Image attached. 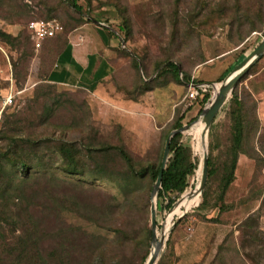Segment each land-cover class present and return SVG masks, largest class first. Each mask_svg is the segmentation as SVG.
Returning a JSON list of instances; mask_svg holds the SVG:
<instances>
[{"label":"rangeland","instance_id":"obj_1","mask_svg":"<svg viewBox=\"0 0 264 264\" xmlns=\"http://www.w3.org/2000/svg\"><path fill=\"white\" fill-rule=\"evenodd\" d=\"M78 2L81 13L63 0H0V32L17 38L9 42L0 38V173L13 168L4 157L8 152L23 156L33 176L44 175L46 179L53 175L66 181L61 190H55L56 197L65 196L79 207V211H57L58 203L51 197L41 201L47 208L39 205V196L35 202H27L25 196L20 200L18 197L23 195L18 196L12 188L3 189V175L0 264H16L15 256L7 255L5 248L30 228L27 216L35 225L34 238L39 236L37 247L43 254V261L37 260L36 264H87L84 251L92 246L86 235L91 234L112 242L113 251L104 263L145 264L154 247L151 237L149 242L144 238V231L151 230L154 183L150 184L146 173L142 183L133 184L117 150L107 146L122 147L137 167L156 165L162 157L165 133L176 114L184 115L182 126L190 125L181 133V158L197 159L198 168L188 178L187 190L178 198L171 195L174 202L170 208L158 209L156 196V237L163 241L158 260L163 256L165 264H264V162L259 167L253 158L241 154L245 162L239 164L237 160V176L225 194L227 208L222 211L218 210L219 203L206 211L198 209L201 193L196 205L175 209L183 195L188 198L190 191L192 194L200 190L203 152L206 147L209 153L210 142L218 145L211 154L219 170L211 182L209 202L219 201L216 186L230 139V96L206 135H202V126L197 123L201 118L198 100L186 107L185 85L169 74H160L167 63H172L196 79L213 83L221 77V68L234 67L239 57L247 56L264 37V0ZM124 17L129 19L128 37L120 30ZM35 19H55L62 26L37 52L28 40L26 27ZM78 23L102 28L105 37L108 26L113 33L109 37L115 41L110 74L92 91L59 87L43 79L50 56L56 53L54 46L60 47L57 39ZM120 36L127 38L123 42ZM20 41L22 46H18ZM134 59L138 68L134 67ZM161 61L165 64L155 70ZM250 69L251 73L238 82V93L244 99L246 115L256 117L259 128L249 136L244 149L252 153L254 146L262 154L259 143L264 142V54ZM11 89V105L2 107L3 95ZM214 95L215 90L212 98ZM61 144H71L79 150L83 174L71 175L61 167L64 158L57 151ZM96 164L101 167L100 173L92 171ZM49 186L53 191L50 183ZM129 186H139L130 201L124 189ZM74 187L79 188L76 195ZM89 204L94 208L86 211L83 206ZM118 205L124 206L119 213L115 211ZM26 207L27 211L21 213ZM255 212L259 217L254 230L260 232L250 237L252 229L245 224V218ZM110 219V227H104ZM60 228L75 230L64 246L53 235ZM72 245L79 248L78 259L61 250L73 249ZM53 249H59L60 257L46 258L45 251Z\"/></svg>","mask_w":264,"mask_h":264},{"label":"trees","instance_id":"obj_2","mask_svg":"<svg viewBox=\"0 0 264 264\" xmlns=\"http://www.w3.org/2000/svg\"><path fill=\"white\" fill-rule=\"evenodd\" d=\"M66 2V4L74 9L75 11L81 13L82 6L79 4L78 0H63ZM263 19V18H261ZM80 25V23H78ZM78 26V25H77ZM76 26V27H77ZM27 27V25H26ZM120 30L124 31L127 35V37L130 35V26H129V19L127 17H124L122 19V22L120 24ZM106 31L108 33V37L111 36L113 33L109 31L108 27L106 28ZM28 32V29H27ZM115 35V34H114ZM55 37V36H54ZM127 37H119L124 42ZM0 38L3 39L6 42H9L11 40L17 41V38H12L9 34H6L4 32H0ZM111 38V37H109ZM118 38V39H119ZM28 40H29V32H28ZM30 41V40H29ZM60 40L58 41V43ZM31 44V42H30ZM23 42H18V46H22ZM60 46V45H59ZM120 46V44H119ZM54 48L59 50V47ZM51 52V51H49ZM246 56L242 55L237 60V63L234 64V67L228 68V70L225 72V74H229L235 66L238 65V63L244 59ZM134 67L138 68V64L136 60L133 61ZM165 64L164 61L158 62L156 66L154 67L155 70H158L160 66ZM251 73V69L244 75ZM163 76L166 74H169L172 79H174L177 82L185 83L186 81H189L191 76L185 72H182L179 67L176 64L167 63V66L161 73ZM159 74V75H160ZM181 74V77H180ZM223 74L221 78H219L218 81H221L226 75ZM158 75V76H159ZM225 75V76H224ZM244 76L240 79L239 82H241L244 79ZM44 79V78H43ZM146 85V84H144ZM147 87V86H145ZM145 91V90H143ZM211 93L207 92L205 95L198 100V103L200 104V107L198 109V114L202 111L204 105L206 102H208L210 98ZM227 102V101H226ZM225 104V103H224ZM246 105L244 102V99L239 95L238 93V83L234 86L230 98L228 100V115L230 119V139H229V145L226 149V159L222 161L221 165V173L219 177V181L217 184V191H218V199L219 201L215 202H209V193L211 189V182L214 179V176L218 172V165L213 161L212 154L213 150L218 148V145H213L211 142L209 143V153L207 154V178L205 182V186L202 189V191H195L191 200L190 208L197 204L199 201V196L201 193V201L198 204L197 208L201 210H208L210 208H214L218 205V210L222 211L226 206V203L224 201L225 194L227 193L231 183L234 180L235 174L234 171L236 169V164L238 160V156L241 154H244L246 156H249L250 158H253L259 167L264 162V142H260V151L262 154H260L253 146L252 153L248 152L244 149L245 142H248L249 136L252 134H255L259 128L258 120L256 117L250 118L246 115ZM184 115L183 114H176V117L173 119L172 123L168 127V130L165 133V138L168 136L169 132L171 130L178 129L182 126V119ZM214 119L212 120L211 124L213 123ZM210 124V125H211ZM210 135H212V132H210ZM195 136V134H193ZM181 133L175 134L169 144V154H168V160L165 165V168L162 173V179H161V187L157 192V198H158V209H168L173 204V200H171V195H176L178 198L181 196L188 187V178L195 174L196 169L198 168V161L195 160H189V161H183L181 158V142H180ZM108 149H115L123 159L124 163L127 166V169H129L131 175L129 176V180L135 184L136 182L142 183L143 179L142 176L144 174L149 175L150 184L154 183L156 180V177L159 172L160 164H161V155L158 163L155 164H149L142 167H137L134 165L133 159L129 156V154L120 146H107ZM91 148H89V151ZM57 151L63 155V167L66 172L72 174L78 173L83 174L81 161L79 160V150L76 147H73L71 144H61L60 147L57 148ZM6 161H8L10 164H12V170L10 171H4L1 170L0 178H3L5 176L4 186L3 189L7 190L12 188L17 192L18 196H22L21 198L18 197V199L23 200L24 196L27 202H35L38 198V202H40V206H43L44 208L49 207L47 204H41V201H46L48 198H53L57 201L56 206L57 211L58 210H67V209H73L76 211H79L78 203L75 201H70V199L66 198L65 196H61L60 198L56 197L55 190H61L62 186H65L67 184L66 181H64L62 178H58L55 176H48L46 179L43 176H33L30 174L31 166L22 160L21 156L18 155H11L9 152L7 155H4ZM1 169H3L1 167ZM94 172H101V167L97 164L95 165L94 169L92 170ZM4 175V176H3ZM19 181V182H18ZM18 182L12 187V184ZM49 183L51 184L50 189ZM196 184V183H195ZM138 187L135 188H124L127 191L128 195V201H130V196L138 190ZM79 188L74 187L73 190L75 191V194L77 193V190ZM65 190V189H64ZM191 196V191L189 192V196L187 198L186 194L182 196V198L179 200V202L176 204L175 209H185L187 207L189 198ZM216 197V198H217ZM37 204V203H35ZM129 205V203H128ZM127 205V207H128ZM94 208V206L85 205L83 208L88 211L91 208ZM126 208V206H125ZM27 207L25 209H22V212L27 211ZM124 210V206L118 205L115 207V211L117 213ZM196 210V209H195ZM71 211V210H70ZM116 213V214H117ZM112 214L114 212L112 211ZM259 217V212H255L252 215H248V217L245 218V224L249 228L252 229V232L250 233V237L252 236H258L259 232L255 231V227L257 225V220ZM29 219V225L30 228L26 229L25 233L21 236H16L11 243L6 244L5 252L10 257L15 256V262L18 264L19 262L21 264H36L35 261L40 260L43 261V254L40 250V248L37 247L38 244V237L34 238V223L30 217L27 216ZM97 221V220H96ZM216 221V220H212ZM112 222V219L109 220L108 224L103 225L104 227H110ZM99 223V222H97ZM167 223H169V220H167ZM254 227V228H253ZM74 229H63L60 228L57 230L53 235H55L56 238L59 239V243H63L62 246H64L65 243L68 242L69 238L68 236L74 235ZM249 235V234H248ZM6 238H8L5 235ZM146 237L147 242H149V239L151 237V230L144 231V238ZM87 242L91 244L92 248L85 250L84 255L85 259H87V264H106L104 263V258L109 256L113 248H111V243L108 242L106 239L101 238L100 236H95L93 234L86 235ZM255 240V238L251 239ZM146 242V243H147ZM76 246L72 245L73 249H66L61 248L63 252L66 254L73 253V255L78 259L77 254H79V248H75ZM41 252V253H40ZM59 249H53L51 251H45V256L48 259H55L56 257H60ZM64 259H69L68 257L64 256ZM82 259V258H81ZM264 259V258H262ZM156 264H165L163 256L157 261Z\"/></svg>","mask_w":264,"mask_h":264},{"label":"crops","instance_id":"obj_3","mask_svg":"<svg viewBox=\"0 0 264 264\" xmlns=\"http://www.w3.org/2000/svg\"><path fill=\"white\" fill-rule=\"evenodd\" d=\"M89 25V23H83L67 32L61 37L62 39H57H61L58 43L60 47L54 55L50 56L49 67L43 76L44 81L59 87L83 88L92 91L110 74L111 48L115 46V41L107 35L105 37L102 28L98 26L90 28ZM225 68L220 69V76L228 70ZM191 78L208 83L202 79H196L194 74ZM218 80L219 78L213 80V83H219ZM10 91L12 89L4 94L3 98ZM244 162V156L239 155L238 163Z\"/></svg>","mask_w":264,"mask_h":264},{"label":"water","instance_id":"obj_4","mask_svg":"<svg viewBox=\"0 0 264 264\" xmlns=\"http://www.w3.org/2000/svg\"><path fill=\"white\" fill-rule=\"evenodd\" d=\"M263 54H264V37L261 39L259 44L243 60H241V62L237 66H235V68L229 74H227L219 82L220 88H219L218 93H216V95L213 98L211 95V97L209 98L205 106L203 107L198 117V118H200L201 116L205 117L208 123L207 128L210 126L215 115L222 108L227 98L230 96L234 86L249 71V69L252 66H254V64L263 56ZM213 85L215 86L216 83H213ZM209 103L210 105L207 107ZM189 127L190 125L187 124V125L181 126L178 129L172 130L171 132H169L168 136L165 139L159 172H158V175L156 177V180L153 184L152 191H151L150 226H151V241L154 247L152 248L145 264H156L158 257H159V252L161 250V246L163 243V241L157 240V237H156V229H157L156 196H157L158 190L161 187L162 173H163V170L168 160L170 140L175 134L182 133L184 130L188 129ZM206 178H207V148L205 147V150L203 152L201 179H200V185H199L200 192L205 186Z\"/></svg>","mask_w":264,"mask_h":264},{"label":"built area","instance_id":"obj_5","mask_svg":"<svg viewBox=\"0 0 264 264\" xmlns=\"http://www.w3.org/2000/svg\"><path fill=\"white\" fill-rule=\"evenodd\" d=\"M100 25L106 26L103 23H100ZM27 29L29 32V40L31 42L32 49L37 52L43 47L47 40L52 39L57 32L62 30V26L55 19H35L27 22ZM183 84L185 85L183 101L186 103V107H191L195 101L201 99L207 92H210L212 95L215 88L213 83L210 84L206 82H198L193 78H190L189 81H186ZM13 96V92L10 91L3 98L2 107L10 106Z\"/></svg>","mask_w":264,"mask_h":264},{"label":"bare ground","instance_id":"obj_6","mask_svg":"<svg viewBox=\"0 0 264 264\" xmlns=\"http://www.w3.org/2000/svg\"><path fill=\"white\" fill-rule=\"evenodd\" d=\"M219 88H220V84H219V86H217V88H215L214 90H215V95H216V93H218V91H219ZM214 95V96H215ZM210 105V103L207 105V107ZM197 123H199V124H201V126H202V135H206V131H207V120L205 119V117L204 116H201V118L197 121ZM200 128V127H199ZM194 193V192H193ZM193 193L191 194V196H190V200L188 201V204H187V206H189V205H191V199H192V196H193Z\"/></svg>","mask_w":264,"mask_h":264},{"label":"clouds","instance_id":"obj_7","mask_svg":"<svg viewBox=\"0 0 264 264\" xmlns=\"http://www.w3.org/2000/svg\"><path fill=\"white\" fill-rule=\"evenodd\" d=\"M42 49V48H41Z\"/></svg>","mask_w":264,"mask_h":264}]
</instances>
